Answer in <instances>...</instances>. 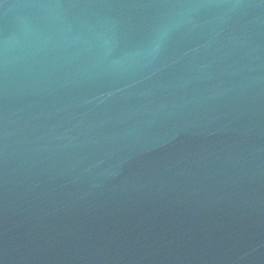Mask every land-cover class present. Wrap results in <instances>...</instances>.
<instances>
[{"label":"water","instance_id":"1","mask_svg":"<svg viewBox=\"0 0 264 264\" xmlns=\"http://www.w3.org/2000/svg\"><path fill=\"white\" fill-rule=\"evenodd\" d=\"M0 264H264V0H0Z\"/></svg>","mask_w":264,"mask_h":264}]
</instances>
